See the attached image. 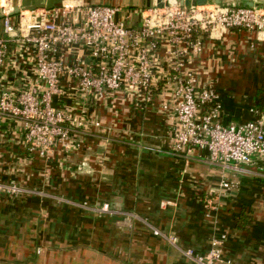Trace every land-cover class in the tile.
<instances>
[{"label":"crops","instance_id":"0c3cea01","mask_svg":"<svg viewBox=\"0 0 264 264\" xmlns=\"http://www.w3.org/2000/svg\"><path fill=\"white\" fill-rule=\"evenodd\" d=\"M22 1L0 0V7ZM69 2L117 7L116 20L139 28V11L158 0ZM10 45L0 90L35 78L31 51ZM52 57L65 67L52 106L70 118L79 147L66 152L57 145L41 157L28 150L19 121H2L0 178L30 192L0 197V264H195L166 236L175 235L181 248L206 251L219 234L227 237L225 255L237 264H264V155L237 171L211 162L205 149L176 152L173 121L161 109L170 93L166 82L157 78L152 100L127 85L97 100L82 95L66 70L76 61H96L84 45H61ZM186 68L196 71L201 86L218 91L224 124L250 120L257 106L264 111V40L255 31L206 38ZM222 178L236 183L230 194L220 190ZM105 202L111 211L98 215L93 206Z\"/></svg>","mask_w":264,"mask_h":264},{"label":"built area","instance_id":"2783aa9c","mask_svg":"<svg viewBox=\"0 0 264 264\" xmlns=\"http://www.w3.org/2000/svg\"><path fill=\"white\" fill-rule=\"evenodd\" d=\"M1 7L6 16L0 33V66L11 50L10 41L21 44L32 53L35 78L26 86L0 90V125L4 119L19 121L29 151L47 157L57 145L66 152L78 149L75 133L68 126L70 118L52 106L54 95L60 94V72L65 69L52 54L61 45H84L96 61L88 66L76 61L66 69L84 96L100 100L127 85L152 100L157 78L167 83L170 93L162 98L161 109L173 121L172 150L205 149L211 162L231 165L237 171L264 155V111L253 108L250 120L224 124L218 91L211 85L201 86L196 71L186 68L190 58L202 54L206 38L221 40L231 29L255 31L264 40V8L180 6L169 0L162 7L155 4L141 9L142 24L133 28L116 20L117 7L101 4L66 2L53 9L22 11L17 23L16 15L8 14L12 6ZM162 48L165 53L158 61ZM218 185L222 193L230 194L236 183L222 178ZM27 192L16 180L0 178V197ZM93 209L98 215L111 211L108 202ZM154 232L161 235L158 229ZM166 237L195 264H237L225 255V234L214 235L206 251L181 248L175 235Z\"/></svg>","mask_w":264,"mask_h":264},{"label":"water","instance_id":"95a60500","mask_svg":"<svg viewBox=\"0 0 264 264\" xmlns=\"http://www.w3.org/2000/svg\"><path fill=\"white\" fill-rule=\"evenodd\" d=\"M72 0H23L19 6H12V10L8 13L10 16L19 14L22 11L35 10L39 8L53 9L63 3ZM180 6H195L205 4H220V5H234V6H248L256 8H264V0H242V3H232L229 0H172ZM169 3V0H158L156 5L162 7ZM6 16V13L2 7H0V18Z\"/></svg>","mask_w":264,"mask_h":264},{"label":"rangeland","instance_id":"374dc122","mask_svg":"<svg viewBox=\"0 0 264 264\" xmlns=\"http://www.w3.org/2000/svg\"><path fill=\"white\" fill-rule=\"evenodd\" d=\"M229 1L232 2V3H235V4H238V3L240 4V3H242V2H241L242 0H229Z\"/></svg>","mask_w":264,"mask_h":264},{"label":"trees","instance_id":"16d2710c","mask_svg":"<svg viewBox=\"0 0 264 264\" xmlns=\"http://www.w3.org/2000/svg\"><path fill=\"white\" fill-rule=\"evenodd\" d=\"M256 108H258L259 110H262V109H260L258 106H257ZM262 111H263V110H262Z\"/></svg>","mask_w":264,"mask_h":264}]
</instances>
